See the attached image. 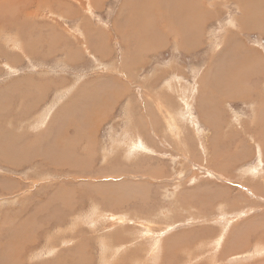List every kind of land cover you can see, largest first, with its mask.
Instances as JSON below:
<instances>
[{
  "label": "rangeland",
  "instance_id": "rangeland-1",
  "mask_svg": "<svg viewBox=\"0 0 264 264\" xmlns=\"http://www.w3.org/2000/svg\"><path fill=\"white\" fill-rule=\"evenodd\" d=\"M0 1V194L7 192L9 196H0V204H3L0 213L8 211L10 217L27 222L21 228L8 227L11 232L17 229L20 235L15 243H0V264H264V113L259 116L260 121L250 124L251 133L256 135L254 148H237L232 139H226L223 146H216L217 141L208 146V152L202 153L203 148L196 143L190 148L192 165L186 168H183L185 161L181 162L178 155L168 152L170 147L177 149L174 142L168 145L162 140L155 141L154 149L147 152L149 156H159L167 171L158 168L156 163H148L142 153L131 151L128 155L126 146L123 150L119 143L127 107L137 108L143 99L142 91L146 89H150L151 94L162 92L163 82L155 89L147 86L146 76L156 67L162 71L170 67L180 69L183 73L179 74L184 80H190L191 86L193 80L204 74L202 89L205 95L207 84L215 86L214 93L207 96L209 105L202 107L204 101L198 96L202 85L194 84L193 116L182 114L186 122L178 120L179 130L190 123L201 125L203 118L210 125L220 123L219 128L212 129L217 138L223 137L221 128L225 129V135L229 133L228 121L241 123V113L246 114L247 120H253L252 105L257 107L261 101L259 97L264 95V31L257 33L258 23H254L259 15L264 22L262 1L203 0L206 6L211 2L213 5L203 14L192 13L187 19L176 14L178 19L174 18V25L165 26L161 32L154 28L155 18L145 25L125 20L130 15V5L139 0H102L101 3L98 0H12L10 4V0L7 4ZM157 1L152 4L153 9L164 11L169 18L172 11L176 12V6L170 4H182V7L186 4L183 8L187 7V3H180V0ZM143 4L151 7L149 2ZM252 6H256L254 15L250 12ZM246 9L249 16L243 18ZM232 29L236 33L233 42L227 35ZM117 31L126 43L118 41ZM246 32L251 34L247 42L243 37ZM140 33L143 35L138 39ZM97 36H101L106 47L104 43L103 46L96 44ZM222 40L226 46L219 45ZM137 42L145 43L146 52L138 51ZM125 44L129 45L127 53L123 49ZM110 49L114 61L109 59L105 64L110 58ZM249 52L250 58L245 56ZM122 58L132 66L137 64L128 76H122L118 69ZM145 63L141 72L136 70ZM125 66L128 65L125 63ZM126 69L130 70V66ZM179 74L174 71L169 78ZM234 77L237 82H233ZM254 79L257 83L252 82ZM79 80L87 81L88 87L78 86ZM230 81L228 93H221L219 90ZM232 85L245 91L236 96L253 101L236 109L231 106L233 120L231 115L221 113L224 109L228 111V104L222 101L232 99ZM103 89L111 92L108 101L116 103L108 110L100 96ZM161 95L165 97L164 105H171L179 112L166 97L167 93ZM146 99L151 100V97ZM213 103L218 104L216 113L208 121L207 110ZM146 107L145 116L153 110L151 104ZM179 108L182 109L181 105ZM99 114L100 118H96ZM26 117L29 122L24 121ZM145 118L146 124L153 120ZM160 123L153 127L154 133L164 138L161 119ZM35 125L42 126L35 128ZM146 133L149 132H143ZM181 139L184 141L185 136ZM198 139L199 134L194 135V144ZM248 150L250 155L256 154L261 160L252 172L244 171L242 166L240 172L233 173V168L243 165L237 163L235 166L238 156L244 160ZM51 152H58V155ZM166 155L174 161L168 162ZM216 155L221 156L220 160H214ZM5 165L10 169L1 168ZM39 169L47 178L58 175L59 171L71 174V178L65 184H57L60 190L47 193L41 202L39 195L45 187L41 186L44 182L28 180V175ZM248 173L255 175L248 176ZM3 177L11 179L5 190ZM244 181L250 184L244 185ZM28 182L32 184L29 186ZM30 195L38 202L35 206L28 201ZM141 198H144V207H138L139 210H130L133 205L122 209L124 201L136 203ZM90 199L101 203L103 209H97L93 221L88 222L86 216L90 209L85 207L77 212L75 209L77 203L87 201L88 204ZM182 204L190 206L186 210L179 206ZM64 208L66 210H62ZM113 214L117 217L144 214L147 220L123 217L125 221L119 223ZM151 220H156L161 228L153 226ZM142 222L149 226L138 225ZM127 226L139 232L138 240H126V235L114 233L126 230ZM83 227L94 232L92 237L82 230ZM0 235L2 239L9 238Z\"/></svg>",
  "mask_w": 264,
  "mask_h": 264
},
{
  "label": "crops",
  "instance_id": "crops-1",
  "mask_svg": "<svg viewBox=\"0 0 264 264\" xmlns=\"http://www.w3.org/2000/svg\"><path fill=\"white\" fill-rule=\"evenodd\" d=\"M249 25L251 26L252 24H249ZM255 31L257 33H262L258 26H256V30ZM247 32L243 34V37H244V40L245 41H246V39H249L250 38L249 35H251V34H248ZM235 34L236 33L232 29L230 31V35L231 36L229 35V38L228 39H230L233 42V39H234V35ZM118 37H119L118 41H120L121 39L123 40V36L122 35L121 36L118 35ZM141 38H142V33H140V39ZM122 43H124V42H122ZM125 43H126V41H125ZM107 44H109V41L107 42ZM136 44H137V48L140 47L138 49L146 50L145 49V43L137 42ZM219 45L220 46H222V45L223 46H226V43L223 41L222 43H219ZM128 46L129 45H127L126 47L123 48L126 53H127V50H128L127 49ZM156 47L158 49H160L158 46H155V48ZM107 52L110 53L109 52V48H107ZM111 53L112 54L110 55V58L108 57L107 60L104 59L105 60V62H104L105 64L108 63V62H110L109 59H111L112 62L114 61L112 49H111ZM213 54H212V57H213ZM94 56H96V55L94 54ZM245 56H247V57L250 58V52L249 53H246ZM140 61H142V59ZM123 62L126 63L128 66L133 67V68L136 65L132 66V65H130V62L128 60L122 58L121 63L118 64V69L121 72L122 76L123 75L128 76L127 74L132 73V70L126 69L125 68V64H123ZM123 65H124V68H123ZM145 66H146V63L143 64V65H141V68L140 69L137 68L136 70H139V72H141L140 70L142 68H145ZM109 70H112V69H109ZM174 71L178 72V74L179 73L180 74L183 73L180 69H175V68L172 69L170 67L169 69L162 71V69H159V68L156 67V69L151 74H149V76H146L147 86H151L152 89H155L159 85V83L163 82V87H162V92L161 93L151 94V92L149 91V94L152 97V105H154V107H157V105H159L161 103V98L163 99V97H164L161 94L165 91V92H167V94H169V96L172 98V100L176 101V102H173V104L175 105V109L180 112V113L178 112L179 113L178 114L173 108H171L172 115L173 116H176L178 114V115L182 116V114H184V115H189L192 118V116H193V101L195 99L194 96L196 94H194V91L193 92L190 91V93L189 92H187V93L185 92L191 86L190 85V80H188V79L187 80L182 79V76L180 74L179 75H175V77L170 80L169 75L173 74ZM111 72H114V70H112ZM202 75L203 76L198 77L199 79L196 78L195 80H193L194 81V84H197L196 86H201L202 85V80L201 79H202V77H204V74H202ZM179 76H180L181 79L178 78ZM90 79H92V77L89 78V80ZM230 80L232 81V77L230 78ZM231 81L228 84H226L225 86H223V90H219V91L221 93H228V89L230 87ZM187 82H189V83L187 84ZM233 82H237L235 77L233 78ZM252 82L257 83V81L255 79ZM84 83L86 85L87 84V81L84 82L82 80H79L78 86L80 84H83V86H85ZM194 84L192 82V86L191 87H193ZM179 86H182V87H179ZM177 87H179V88H177ZM171 88H172V91H171ZM183 88L185 89V91H184ZM205 89H206V98L204 97V105L205 106H208L209 105V101L207 99V96H209L210 94H213L214 93L215 86H213L212 84H207V86L205 87ZM199 90H200V88H199ZM108 91L109 90H107V91L104 90V91H102L103 93L100 92L101 97L104 98L103 101H104V107H106L105 110L111 109L112 107L116 106V103H114V102L113 103H110L108 101V99L110 98V94H111V92L110 91L108 92ZM146 93H147V89H146V92L142 91V97H143V99L138 104V107L137 108L134 109L133 107H129V106L127 107V109L124 108V109H126V117L124 119L125 123H124V131H123L122 138L124 137V135L126 136L128 134V132H131V130L137 129L142 135H143V132L148 131L149 133L146 134V135H148L146 137V139H147L146 141H148V143H149V144H147V146L148 145H151L150 151H151V149H154L153 147H154V142L155 141L162 140V141L166 142L168 145L170 144V142H174L177 145V149L176 150H171V147H170V149H168V152L171 153V154H173V155H178L181 158V162L185 161V163H183V168H186V167H189V166L192 165V155H191V149L190 148L193 145L194 146L197 145L196 143H198V145H200L203 148V152L202 153H204L207 150V148H208L209 145H214V143L217 142V141L218 142H217L216 146L221 147L226 139H232V144L234 146H236L237 148L245 147L246 150H247V148H254L256 146V135L251 133L252 132V125H250V124H252L254 122V120L255 121L256 120H259L260 114L264 113V110H263L264 109V107H263L264 106V104H263L264 103V95L259 97L261 101H259V103L257 104V107H255V105H252V112H250V113L253 114V117H254L253 120H251V119L247 120L248 118L246 119V117H245L246 114L245 113H241L242 114V117H241V123L240 124L238 123V120L236 122L228 121L229 122L230 129L228 130V128H227V130L229 131V133L227 135H225V129L224 128H221V134L223 135L222 139H221V136H217V138H214V136H213L214 134H213V130H212L217 125H219L220 123H218V124L216 123V124H211L210 125L209 123H205L204 120H203V118H201V120H200L201 121V125H198L197 126V124H199V122L198 123H195V124H193V123L191 124L190 123L185 128L180 126L181 128H180L179 131H177L175 129H171V127L169 126V124H167V123L165 124V122H163V128H165V129H162V133L164 135V138H161L160 136L158 137L154 133V128L152 126H150L149 124H146V118H145V115H144L145 114L144 111H145V107H146L145 98L148 97V95H149V94H146ZM238 93L240 95H243L245 93V91L241 90L239 87L238 88H235L232 85V94H233L232 99L226 100V101H222V102L227 103L228 106H229V108H228V111L224 109L221 113L231 115L232 116V120L234 119V114H233V111L231 110L232 107H234V109H236V108L244 107L245 105L247 106L246 103H249L250 101L253 102L251 99L248 101L246 99H242V96H236ZM107 97H109V98H107ZM66 98L68 99V97H66ZM235 99H238L241 102H235L234 101ZM179 105L182 106V109L179 108ZM217 105L218 104L215 105L213 103V104H211V109L210 110L209 109L207 110V118H208V121L216 113ZM239 105H241V106L238 107ZM94 106L97 107L98 104L94 103ZM262 107H263V109H262ZM56 108L58 109L59 107L56 106ZM231 111H232V113H231ZM155 112L158 113V110H156ZM197 114H199L198 110H197ZM44 115H46V113ZM44 115H42L41 117H43ZM95 117L96 118H100V114L97 115V116H95ZM26 119H27V122H29V120H28L27 117L24 119V121ZM30 119H31V116H30ZM139 119H140V121L142 123H145L147 126L140 125L142 123L139 121ZM182 122H186V119H184ZM41 126L42 125H35V128H39ZM259 127H261V126L259 125ZM143 128L145 130H143ZM150 130L152 131V134L150 133ZM200 133H201V135H200ZM150 134H151V137H150ZM198 134L200 136V139H198L195 142V144H194V135H198ZM249 134H251V136H249ZM181 136H185V141H181L180 140V137ZM122 138L119 141V143H120L121 146H123V144L121 143ZM154 138H156V139H154ZM149 141H152V143H150ZM113 149H116V146H114ZM124 149H125V147L123 148V150ZM183 151H184V153H183ZM206 152H208V150ZM142 154L148 160V163H156L158 168H161L164 171H167L168 170L167 167L166 168L163 167V165L159 161V156H149V153L148 154H144L143 152H142ZM246 155H248V156L244 160H241L240 155L238 156L239 158H238V160H236L235 166H236L237 163H243V165H239L238 168L237 167L233 168V173H235V171H239L240 172L242 166L244 168V171H250V172H252L253 169L256 167V163L259 160H261V159H257L256 154L255 155H250L249 154V150H248V154H246ZM220 157H221L220 155H216L214 160H220ZM166 158H167V161L168 162L174 161L173 157H170L168 155H166ZM262 160L264 162V159H262ZM7 167H8V169H10L9 166H7V165H5V167H1V168L4 169V168H7ZM9 171H12V170H9ZM57 173H58V175L57 174H54L52 176V178H47L46 173L44 171H42V170L39 169V170H36L35 172H32L31 174L28 175V180H41L42 182H44L41 186H45V187L40 191V195H39V200L42 199L41 202L44 201V196L47 193L54 192V191H56L57 188H59V187H57V184H59L60 182L66 183L71 178V174H69L67 172L60 173V171H59ZM182 173L183 172H181V174ZM246 175H248V176H254L255 173H248ZM245 178L248 179L249 177H244L243 179H245ZM53 179H57V180L55 181ZM253 180L254 179L251 178V181H253ZM10 181H11V179L8 178V177H3L2 178V186H3V189L4 190H5L7 184ZM30 184H32V183L28 182V185L29 186H30ZM243 184L244 185H248L250 183L248 181H244ZM38 188L39 187H37L36 189H38ZM99 188L100 187L97 188L96 193L99 192ZM181 188H179V189H181ZM83 192L89 193V191H87V190H84ZM15 193H17V192H15ZM126 194H127V192L125 193V195ZM0 196L2 198L9 197L8 194H7V192L1 193ZM28 201L31 204V206H35L38 203V202H35L32 199V195L28 196ZM58 204H61V203H58ZM58 204H56V205H58ZM124 204L125 205L122 206V209H127V206L133 205V207H129L130 210H132V211L139 210L140 208H138V207H144V198H141L140 201L138 199V201L136 203H126V201H124ZM76 205H77V208L75 209V212H77L78 209H81L82 210L85 207H88L90 209V213L86 216L88 222L89 221H93V219H94V217H95V215L97 213V209H101L102 208V204L101 203L99 204L97 201L94 202L92 199H90L88 201V204H87V201H84V202H79ZM0 206H3V204H0ZM179 206H182V207H184V209L187 210V208L190 205H188V204H182V205H179ZM93 207H95V208H93ZM104 207H105V209L107 208L106 205ZM66 208H67V206H66ZM66 208H64L62 210H66ZM47 209L48 208L44 207V210H47ZM116 215L113 216V218H116ZM121 216L122 217H125V218L126 217H130L129 215L123 214V215H119V217H117V218H121ZM130 218L140 219V220H145L146 219V217H145L144 214L142 216H140V217L134 216V217H130ZM151 221L153 223L152 224L153 226L158 227V228H161L156 220H151ZM26 223L27 222H23V221L20 222L19 219H17V218L10 217L8 211L7 212H4V213H0V226L5 227V229L0 228V234L2 233V234H4V235H6V236L9 237V238L4 237L3 239L0 238V243H4L6 241H10L12 243H15L17 241V237L20 235V233H17V229L15 230V232H11L8 229V227L9 226H13V227H16V228H21L24 225H26ZM84 223H86V222H84ZM119 223H121V222H119ZM138 225H140V226H149V224H145L144 225V222H142V223H140ZM85 226L87 227V223H86ZM86 227H83L82 230L84 232H87L88 235L90 237H92V234L94 232H89ZM73 231H74V229H73ZM73 233H75V232H73ZM114 233L116 235L119 234L121 236H123V234L126 235L127 236L126 240L127 239H129V240H138V238L140 236L139 235V232H137L131 226H129V227L127 226V229L126 230H117V231H114ZM95 235H96V233H95Z\"/></svg>",
  "mask_w": 264,
  "mask_h": 264
},
{
  "label": "bare ground",
  "instance_id": "bare-ground-1",
  "mask_svg": "<svg viewBox=\"0 0 264 264\" xmlns=\"http://www.w3.org/2000/svg\"><path fill=\"white\" fill-rule=\"evenodd\" d=\"M7 0H4V2H6ZM9 1V0H8ZM12 0H10L9 2H8V4H10V2H11ZM92 1H94V0H92ZM98 1H100V3H101V1L102 0H98ZM133 1V0H132ZM140 2L139 3H137V4H135L136 2H134V4H131L130 6H131V10L128 12V13H130V15L127 17V20L130 22V24L131 23H133L134 24V22L136 21V23L138 22V24H144L145 25V23L146 22H148V21H150V20H153L154 18L156 19V22H154V28H156L157 30H158V32H161V31H163V28L165 27V26H167V25H170V26H173L174 25V18L175 19H178V18H176V14L177 15H179V16H177V17H182L183 16V19L185 18V19H187L188 18V16H191V14L192 13H196V14H203L205 11H207V7L208 6H212L213 5V3L211 2V3H208L207 4V6L204 4V2H203V0H180V3H181V1L182 2H186L187 3V7H185V8H183L184 6H186V4H184L183 5V7H182V4H178V5H176L175 3H172V4H170V2H169V4H170V6H172V7H175L176 9L174 10V11H176V12H171V18H169V17H167V16H165L164 15V11H155V9H153L154 7H153V5H155V0H139ZM157 1V0H156ZM168 1V0H167ZM170 1V0H169ZM219 2H224V1H220V0H218ZM227 1H230V0H227ZM260 1H262L263 3V6H264V0H256L255 2H260ZM2 1H0V3H1ZM96 2V1H95ZM138 2V1H137ZM142 2H149V3H151V7H149V6H145L144 4L142 5ZM158 2V1H157ZM166 2V1H165ZM226 2V1H225ZM254 2V3H255ZM90 3H93V2H90ZM97 3V2H96ZM160 3H163L162 1L160 2ZM179 3V2H178ZM6 4H7V2H6ZM94 4V3H93ZM148 4V3H147ZM153 4V5H152ZM157 4V3H156ZM159 4V3H158ZM157 4V5H158ZM164 4V3H163ZM162 4V5H163ZM168 4V5H169ZM5 5V4H4ZM96 5V4H95ZM160 5V4H159ZM166 5H167V3H166ZM181 5V6H180ZM59 6V5H58ZM260 6H262V5H260ZM259 6V7H260ZM2 7V6H1ZM92 7H94V6H92ZM64 8H65V6H64ZM77 8V7H76ZM96 8V7H95ZM159 8V7H158ZM158 8L156 7V9L158 10ZM160 8H161V6H160ZM163 8H164V6H163ZM163 8H162V10H163ZM261 9H262V7H260ZM130 9V8H129ZM174 9V8H173ZM218 9H219V7H218ZM264 9V8H263ZM68 10V9H67ZM76 10V9H75ZM170 10V9H169ZM166 11L167 13H169L170 11ZM253 10H256V6L255 7H253L252 6V10H250V12H251V15H254L253 13ZM178 11V12H177ZM64 12V11H63ZM79 12V11H78ZM155 12V13H154ZM249 11H247V9L246 10H244V12H243V18H245V17H247L248 18V14L250 13ZM71 13V12H70ZM127 13V14H128ZM1 14H2V9H1ZM155 14V15H154ZM174 14V15H173ZM206 14V13H205ZM213 14V13H212ZM212 14H210V15H212ZM256 14V13H255ZM5 15H6V13H5ZM13 15V14H12ZM169 15V16H170ZM181 15V16H180ZM205 16V15H204ZM263 16V15H262ZM163 18V19H162ZM164 18H167L168 20H164ZM126 19V18H125ZM183 19H182V21H183ZM210 19V18H209ZM214 19V18H213ZM257 19H259V21L257 20ZM191 20V19H190ZM254 23H258V27H259V29L261 30V32L263 33V31H264V22H263V20L261 19V16L259 15V17H257V18H255L254 19ZM148 24V23H147ZM249 24H253V22H250ZM135 25V24H134ZM229 25V24H228ZM127 26V25H126ZM189 26V25H188ZM191 26V25H190ZM201 26V25H200ZM232 26V25H231ZM80 27V26H79ZM77 28V27H76ZM201 28V27H200ZM53 29H55V28H53ZM82 29V28H81ZM229 29V28H228ZM33 30V29H32ZM48 30V29H47ZM85 30V29H84ZM87 30V29H86ZM173 30V29H172ZM202 30V29H201ZM120 31V30H119ZM119 31H117V35H120L121 36V33H118ZM132 31V30H131ZM31 32V31H30ZM47 32V31H46ZM92 32V31H91ZM166 32V31H165ZM168 32V31H167ZM52 33V32H51ZM65 33H66V31H65ZM124 33V32H123ZM162 33H164V32H162ZM161 33V34H162ZM173 33V32H172ZM177 33V32H176ZM184 33V32H183ZM200 33H202V31H200ZM35 35V34H34ZM37 35V34H36ZM40 35V34H39ZM38 35V36H39ZM46 35V34H45ZM51 35V34H50ZM96 35H97V33H96ZM124 35V34H123ZM143 35V34H142ZM173 35V34H172ZM177 35H178V33H177ZM190 35V34H189ZM227 35H230V32H228V34ZM52 36V35H51ZM63 36V35H62ZM91 36H93V35H91ZM106 36V35H105ZM109 36V35H108ZM157 36V35H156ZM155 36V37H156ZM187 36V35H186ZM225 37H226V35H224ZM231 36V35H230ZM32 37V36H31ZM68 37V36H67ZM85 37V36H84ZM107 37V36H106ZM137 37H138V39H140V35H137ZM151 37V36H150ZM37 38H40V37H37ZM36 38V39H37ZM69 38V37H68ZM71 38H73V37H71ZM88 38L91 40V37L90 36H88ZM88 38H85V39H88ZM97 38L98 39H100L101 40V36H97ZM97 38H96V41H97V45L99 46V45H102L103 43H104V41H100V40H97ZM105 38V37H104ZM173 38H175V36L173 37ZM229 38V37H228ZM67 39V38H66ZM121 39V38H120ZM90 40H89V42H88V44L90 43ZM122 40V39H121ZM120 40V41H121ZM126 40V39H125ZM144 40V39H143ZM149 40H151V39H149ZM163 40V39H162ZM181 40V39H180ZM27 41V40H26ZM29 41V40H28ZM37 41V40H36ZM35 41V42H36ZM48 41H50V40H48ZM106 41V40H105ZM130 41V40H129ZM153 42H155L154 40H152ZM183 41V40H182ZM185 41V40H184ZM47 42V41H46ZM122 42H125V41H123L122 40ZM121 42V44H123ZM165 42V41H164ZM186 42V41H185ZM195 42V41H194ZM222 42H223V40H222ZM38 43H40V42H38ZM37 43V44H38ZM74 43V42H73ZM120 43V42H119ZM155 43H157V42H155ZM188 43V42H187ZM32 44V43H31ZM31 44H29V46L31 47ZM36 44V45H37ZM131 44V43H130ZM41 45H42V43H41ZM54 45V44H53ZM85 45H87V44H85ZM95 45V44H94ZM104 46H105V43L103 44ZM102 45V46H103ZM125 45H128V44H125ZM137 45V44H136ZM143 45V44H142ZM180 45V44H179ZM181 45L182 46H185L186 45V43H181ZM188 45V44H187ZM33 46H35V44L33 45ZM38 46H40L39 44H38ZM59 46V45H58ZM91 46V45H90ZM139 46V45H138ZM146 46V45H145ZM29 47V48H30ZM43 47V46H42ZM78 47V46H77ZM106 47V46H105ZM142 47V46H141ZM28 48V50H31V49H29ZM36 48V47H35ZM102 48V47H101ZM138 48H140V47H138ZM143 48V47H142ZM27 49V48H26ZM67 49V48H66ZM75 49V48H74ZM92 49V48H91ZM105 49V48H104ZM128 49V48H127ZM145 49H146V47H145ZM2 50V49H1ZM27 50V51H28ZM95 50V49H94ZM107 50V49H106ZM111 50V49H110ZM36 51V50H35ZM53 51V50H52ZM77 51V50H76ZM97 51V50H96ZM95 51V52H96ZM138 51H139V49H138ZM143 51H146V50H143ZM21 52V51H20ZM37 52V51H36ZM35 52V53H36ZM49 52V51H48ZM51 52V51H50ZM59 52H61V51H59ZM58 52V53H59ZM67 52H68V50H67ZM4 53V52H3ZM15 53H19V52H15ZM24 53V52H23ZM30 53V52H29ZM69 53V52H68ZM73 53V52H72ZM98 53V52H97ZM145 53V52H144ZM10 54V53H9ZM13 54V53H12ZM33 54V53H32ZM38 54V53H37ZM40 54V53H39ZM43 54V53H42ZM81 54H83V53H81ZM112 54V53H111ZM7 56H8V54H6ZM15 55V54H14ZM24 55H25V53H24ZM35 55V54H34ZM95 55H96V53H95ZM99 55V54H98ZM102 55V54H101ZM4 56V55H3ZM11 56V55H10ZM16 56V55H15ZM31 56V55H30ZM41 56V55H40ZM43 56V55H42ZM144 56V55H143ZM17 57V56H16ZM74 57H75V55H74ZM58 58V57H57ZM66 58H68V57H66ZM11 59V58H10ZM10 59H6V60H10ZM255 59V58H254ZM13 60V59H12ZM67 60V59H66ZM70 60V59H69ZM229 60V59H228ZM75 61V60H74ZM14 62H15V60H14ZM75 62H77V61H75ZM70 63V62H69ZM79 63V62H78ZM123 64H125L124 62H123ZM133 64V63H132ZM9 65V63H7V66ZM131 65V64H130ZM137 65V64H136ZM16 66V65H15ZM124 66V65H123ZM127 67H129V66H125V68H127ZM12 68V67H11ZM132 68L133 67H130V70H132ZM169 69V68H168ZM126 70V69H125ZM141 71V70H140ZM252 71V70H251ZM106 72V71H105ZM128 73V72H127ZM196 73V72H195ZM104 74V73H103ZM110 74V73H109ZM131 74V73H130ZM205 77V76H204ZM204 77H202L203 79H202V82L204 81ZM179 79H181L180 78V76L178 77ZM32 79V78H31ZM98 79V78H97ZM102 79H104V77L103 78H101V81H102ZM183 79V78H182ZM99 80V79H98ZM171 80V79H170ZM184 81V80H183ZM200 82V81H199ZM100 83V82H99ZM103 83V82H102ZM189 82H187V84H188ZM204 83V82H203ZM104 84V83H103ZM199 84V83H198ZM201 84V83H200ZM247 84V83H246ZM85 85V84H84ZM98 85V84H97ZM179 85V84H178ZM181 85V84H180ZM239 85V84H238ZM100 86V85H99ZM186 86V85H185ZM203 86H205V85H202V87H199L200 88V90H199V94H198V96H199V98H202L201 100L202 101H204V97L206 96L204 93H205V91H203V89L202 88H204ZM86 87H88L87 85H85V86H83V88L85 89ZM179 87H182V86H179ZM179 87H177V88H179ZM60 88V87H59ZM99 88V87H98ZM193 87H191L190 86V88H188V90H186L185 91V89H184V91L187 93V92H189L190 93V91L191 92H193L194 90L192 89ZM169 89V88H168ZM181 89V88H180ZM104 90V89H103ZM88 91H90V89L88 90ZM171 91H172V88H171ZM165 92V91H164ZM73 93H75V95H76V92H73ZM103 93V92H102ZM106 93V92H105ZM108 93V92H107ZM165 93H167V92H165ZM60 94V93H59ZM99 94V93H98ZM146 94H149V90H147V93ZM203 94V95H202ZM101 96V95H100ZM61 97V96H60ZM96 97V96H95ZM148 97H151L150 96V94L148 95ZM148 97H146V98H148ZM166 97H168V100L170 101V103L171 104H173V102H176V101H174V100H172V98L169 96V94L166 96ZM107 98H109V97H107ZM145 98V104H151V107H153V110H149L150 112H151V114L150 115H146L145 117H148V118H150V119H153V120H148L147 122L152 126V127H157V124H161L160 123V119H161V122H162V124H163V122H165V124L167 123V124H169V126L171 127V129H175V130H177V131H179V126H178V124H177V122H178V120L179 119H182V121L184 120L183 119V116H180V115H176V116H173L172 115V112H171V108H173L171 105L170 106H166V105H164L163 104V99L161 98V103L159 104V105H157V107H154V105H152V97H151V100L149 99H146ZM165 98V97H164ZM206 98V97H205ZM77 99V98H76ZM102 99V98H101ZM174 99V98H173ZM110 100V99H109ZM206 100V99H205ZM98 101H100V100H98ZM127 102V101H126ZM201 102V101H200ZM29 103V102H28ZM103 103H104V101H103ZM202 103V102H201ZM189 104V103H188ZM208 104V103H207ZM264 104V103H263ZM103 105V104H102ZM191 105V104H190ZM32 106V105H31ZM107 106V105H106ZM185 106V105H184ZM202 107L203 106H205L204 104H202L201 105ZM182 107V106H181ZM200 107V106H199ZM264 107V106H263ZM263 107H262V109H263ZM37 108V107H36ZM102 108V107H101ZM104 108V107H103ZM102 108V109H103ZM106 108V107H105ZM147 108V107H146ZM144 109V108H143ZM207 109V108H206ZM33 110H35V109H33ZM99 110V109H98ZM156 110H158V113L157 112H155ZM258 110V109H257ZM264 110V109H263ZM97 111V110H96ZM105 111V110H104ZM98 112V111H97ZM174 112V111H173ZM204 112V111H203ZM144 113H145V111H144ZM39 114H40V112H39ZM145 115V114H144ZM260 115H262V114H260ZM138 117V116H137ZM222 117H223V115H222ZM144 118V117H143ZM103 119H105V118H103ZM141 119V118H140ZM140 119H139V121H140ZM216 119V118H215ZM84 120V119H83ZM97 120V119H96ZM181 121V122H182ZM215 121H217V120H215ZM260 121V120H259ZM38 122V121H37ZM141 122V121H140ZM36 123V122H35ZM41 123V122H40ZM142 123V122H141ZM157 123V124H156ZM215 123H217L218 124V122H215ZM78 124V123H77ZM33 125V124H32ZM89 125V124H88ZM141 125V124H140ZM228 125H229V123H228ZM219 125H217V127H218ZM219 128V127H218ZM217 128V129H218ZM163 129H165V128H163ZM129 130V129H128ZM143 130H145L144 128H143ZM219 130V129H218ZM215 131V130H214ZM142 132V131H141ZM145 133V132H144ZM181 133V132H180ZM216 133V132H215ZM220 133V132H219ZM147 134V133H146ZM146 134L144 135H142L140 132H138V133H136V132H134L133 130H131V132H128V134L125 136L124 135V137L122 138V140H121V143L123 144V146H126V148H127V150H126V152L128 153V152H133V151H135V152H138V153H147V152H149L150 151V147H151V145H148L147 146V144H149L148 143V141H146L147 139H146ZM200 135H201V133H200ZM66 136V135H65ZM162 136V135H161ZM164 137V136H163ZM234 137V136H233ZM94 138V137H93ZM222 138V137H221ZM154 139H156V138H154ZM180 139H181V137H180ZM12 140V139H11ZM83 140V139H82ZM182 140V139H181ZM213 140V139H212ZM87 141H89L88 139H87ZM185 141V140H184ZM220 141V140H219ZM49 142V141H48ZM57 143H58V141H56ZM154 142V141H153ZM10 143V142H9ZM39 144V143H38ZM51 144H52V142H51ZM56 144V143H55ZM54 144V145H55ZM60 144V143H59ZM86 144V143H85ZM176 144V143H175ZM17 146V145H16ZM58 146V145H57ZM60 146V145H59ZM111 146V145H110ZM113 146V145H112ZM223 146V145H222ZM229 146V145H228ZM42 148V147H41ZM60 148V147H59ZM154 148V147H153ZM32 149V148H31ZM40 149V148H39ZM104 149V148H103ZM55 150V149H54ZM62 150V149H61ZM215 150V149H214ZM29 151V150H28ZM38 151V150H37ZM59 151H60V149H59ZM37 153V152H36ZM52 154H54V155H56L58 152H51ZM60 153H61V151H60ZM253 153V152H252ZM32 154V153H31ZM38 154H39V152H38ZM130 153H128V155H129ZM148 154V153H147ZM58 155V154H57ZM45 156V155H44ZM33 157V156H32ZM55 157V156H54ZM62 157V156H61ZM215 157V156H214ZM56 158V157H55ZM151 158V157H150ZM149 158V159H150ZM49 159V158H48ZM57 159V158H56ZM73 159V158H72ZM63 161V160H62ZM53 162V161H52ZM68 163V162H67ZM66 163V164H67ZM46 164V163H45ZM58 164V163H57ZM60 165V164H59ZM65 165V164H64ZM55 168V167H54ZM68 169V168H67ZM52 170H54V169H52ZM79 170V169H78ZM84 181V180H83ZM65 184V183H64ZM59 190H60V188H59ZM133 193V192H132ZM35 200V199H34ZM38 201V200H37ZM109 204V203H108ZM49 210V209H48ZM61 211V210H60ZM33 213V212H32ZM114 216L116 215V214H113ZM119 217V216H118ZM56 219V218H55ZM115 219V221H118V222H121L122 223V220H124V218L121 216V218H117V216H116V218H114ZM125 221V220H124ZM80 236V235H79ZM33 240V239H32ZM218 242V241H217ZM71 243V242H70ZM156 243V242H155ZM78 246V245H77ZM85 248V247H84ZM16 251V250H15ZM75 254V253H74ZM85 255V254H84ZM87 255V254H86ZM89 257V256H88ZM87 257V258H88ZM92 257V256H91ZM110 257V256H109ZM85 258V257H84ZM87 261H88V259H87ZM91 263V262H90Z\"/></svg>",
  "mask_w": 264,
  "mask_h": 264
}]
</instances>
